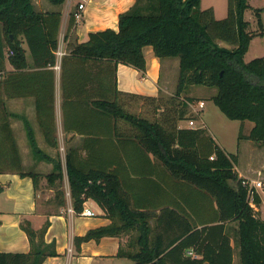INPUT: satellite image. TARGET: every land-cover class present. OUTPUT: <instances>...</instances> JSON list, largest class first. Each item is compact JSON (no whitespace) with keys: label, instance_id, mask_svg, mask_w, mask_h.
Wrapping results in <instances>:
<instances>
[{"label":"trees","instance_id":"obj_1","mask_svg":"<svg viewBox=\"0 0 264 264\" xmlns=\"http://www.w3.org/2000/svg\"><path fill=\"white\" fill-rule=\"evenodd\" d=\"M48 1L61 7L67 0ZM201 2L135 0L119 14L118 30L106 28L91 32L85 42H68L60 63L66 102H91L108 118L107 137L113 142L120 137L119 121L129 123L134 131L131 137L147 153L155 155L175 178L206 199L202 217L177 218L173 216L176 209L166 206L154 227L150 212L133 205L119 172L112 168L115 154L108 158L109 168H99L93 160L98 156L89 149L83 158L77 148L66 155L72 205L81 212L85 202L93 199L111 223L76 236V249L92 239L99 241L135 230L129 249L118 252L132 264H233L234 248H239L241 264H264V219L258 215L262 199L256 194V208L250 204L248 188L242 184L244 178L236 170L237 155L222 149L204 127L179 125L190 118L185 100H200L182 99V93L189 85H209L217 88L213 101L228 118L253 123L248 135L241 128L239 138L264 144V56L244 59L253 36L245 19L250 4L248 0H230L228 16L217 19L213 8L201 9ZM261 10L257 9L258 16ZM74 12H70L65 41L76 24ZM61 17L59 10H36L32 0H0V70L6 57L18 70L29 66L24 42L35 67L55 66ZM146 46H152L162 59L179 58L177 89L167 101L165 96L126 93L117 87L118 64L146 70ZM124 96L149 101L157 111L164 108L162 116L151 120L131 112L122 101ZM29 141L36 158L53 164L45 177L56 187L58 204L66 205L61 157L45 153L30 128ZM5 171L30 176L36 186L40 178L39 173L24 171L10 123L3 120L0 172ZM3 190L0 182V193ZM175 225L180 229L170 232ZM21 226L28 235L30 251H0V264H43L49 256L58 255L55 242L47 243L44 238L49 221L40 230L26 219ZM190 249L197 256L188 254Z\"/></svg>","mask_w":264,"mask_h":264},{"label":"crops","instance_id":"obj_2","mask_svg":"<svg viewBox=\"0 0 264 264\" xmlns=\"http://www.w3.org/2000/svg\"><path fill=\"white\" fill-rule=\"evenodd\" d=\"M80 1L85 3L83 18L76 21L68 40L65 41L70 12ZM32 2L38 11L62 12L59 47L66 51L68 42H85L91 32L106 28L118 30L119 14L128 10L135 0H67L65 2L67 6L65 4L57 6L54 10L48 0ZM23 46L27 49L29 66L18 70L6 57L3 62L4 68L0 70V121L6 120L10 123L24 171L39 173L40 178L36 186L30 176H21L13 171L0 172V182L4 185V190L0 193V251L29 252L31 245L27 233L21 226L22 222L25 219L29 220L35 230H40L49 221L44 238L47 243L55 242L58 255L49 256L43 264H132L128 258L118 256V252L122 248L129 249L132 236L137 234L135 230L120 236H105L99 241L92 239L83 242L80 248L76 249L74 244L76 236H83L90 229L108 225L111 219L93 199H88L85 206L95 212L94 216L67 212L68 206H73L71 197L67 199L66 205L58 204L56 187L50 185L45 177L52 171L53 164L34 156L29 141V128L38 146L45 153L61 157L66 191L70 192L66 172L67 153L77 151L78 148V152L84 158L90 149L98 156L93 160L99 168H109L108 158L110 154H115V160L111 163L112 168L119 172L125 190L132 196L133 205L150 212V222L154 227L158 215L166 206L176 209L177 213L173 216L177 218L180 216L192 220L202 217L206 201L203 193L189 189V186L175 178L155 155L147 153L138 141L131 137L134 131L126 121H119L118 140L115 142L109 140L106 124L108 118L105 114L96 110L91 102H71L70 99H68L70 102H66L64 99L61 66L57 68L61 60L58 59L55 66L35 67L25 42ZM144 54L146 57L144 72L130 65L118 64L116 68L118 89L126 93L152 97L172 95L176 88L173 81L176 78L179 61L156 56L152 46H146ZM186 96L204 99L191 92ZM133 100L132 97L125 96L122 99L127 109L133 107ZM144 104L141 102L140 109H145ZM162 111L163 108L158 112ZM190 111L193 112L191 108ZM161 116L158 113L155 119ZM189 119L180 121V127H190ZM197 123H204V128L211 135L204 120L197 119ZM252 127V122H242L243 134L248 135ZM213 139L215 140L214 137ZM257 143L258 145L248 144L250 153L259 152L263 148V143ZM260 153L264 154L263 151ZM236 170L240 177L259 180L264 174V156L257 162L252 158L245 170L236 164ZM42 182H45V188L42 187ZM258 191L264 208V191L261 188ZM161 225L164 226V222ZM178 229L180 227L175 225L170 228V232ZM192 253L193 249L188 250V254L197 256ZM235 259L234 248L233 264Z\"/></svg>","mask_w":264,"mask_h":264},{"label":"rangeland","instance_id":"obj_3","mask_svg":"<svg viewBox=\"0 0 264 264\" xmlns=\"http://www.w3.org/2000/svg\"><path fill=\"white\" fill-rule=\"evenodd\" d=\"M229 1L230 0H202L201 2V9L207 10L210 8L214 9L215 17L217 19H224L228 16V10H229ZM250 7L245 12V19L249 22L248 31L253 34L251 43L248 49V52L246 53V58L244 57L245 61H250L257 57L264 56V0H248ZM52 10L57 9L56 5L49 4ZM64 6V5H63ZM65 6L66 3H65ZM78 6L75 8H72V11H76ZM257 9H262L260 11V16L257 15ZM70 19V15H69ZM259 20L261 21V25L259 24ZM220 43L226 47H231L230 44L226 42L220 41ZM170 61H179V58H168ZM176 78L173 81V86L176 87L172 92L175 94L177 85H178V78H179V65L176 70ZM193 93L194 95H200L203 100H205V108L201 112V115L198 116L194 112L190 111V118H195L199 120H204L208 126L209 132L211 135L215 138L216 142L222 146L229 154H235L237 155V165L245 170L247 165H249L250 160L253 158L254 160L259 161L261 156H264V154H261L260 152L263 151L264 153V146L259 152L250 153L248 151V144L252 145H258L257 142L250 140V139H240L239 135L241 133V120H233L228 118L214 103L213 96L217 93V88L209 85H189V87L182 93L183 97L186 96L187 93ZM172 94V95H173ZM166 95V94H165ZM172 95L167 94L166 101L169 99ZM141 102H144L145 109H140ZM143 105V107H144ZM164 109V108H163ZM131 112H135L137 114H140L141 116L150 118L151 120L157 118L156 114L161 112H158L157 110H154V106L149 104V101H143V100H133V107H130L129 109ZM182 123V122H181ZM247 123H251L250 121H247ZM245 139V140H244ZM264 145V144H263ZM253 155V156H251ZM64 157V156H63ZM38 159V158H37ZM245 172V171H244ZM260 179L264 181V174L260 176ZM43 186L45 188V182H42ZM43 188V189H44ZM63 189L64 188V182H63ZM262 191H264V187L261 188ZM65 194L67 199L70 198V195L68 194V191L65 190ZM262 199V198H261ZM258 215L264 219V208L261 205L258 207ZM237 223H233L232 226L235 227ZM236 249V259L235 264H241L240 260V254H239V248Z\"/></svg>","mask_w":264,"mask_h":264},{"label":"built area","instance_id":"obj_4","mask_svg":"<svg viewBox=\"0 0 264 264\" xmlns=\"http://www.w3.org/2000/svg\"><path fill=\"white\" fill-rule=\"evenodd\" d=\"M77 9L76 11L74 12V16H75V19L76 21H80L82 20L83 18V11L85 9V3L83 1H80L77 5ZM13 53V52H11ZM57 57L59 60H61L62 56L65 54V51L62 50V48L59 47V49L57 50ZM60 67V65L58 64L57 65V68ZM189 107L192 109V111L197 114L198 116L200 115V112L205 108V100L203 99H200V100H195V101H187L185 100ZM198 119V118H197ZM197 119L195 118H190L188 123H189V126L190 127H193V128H201V127H204V123L202 124H199L197 123ZM214 157L212 156L211 159H213ZM244 179L242 180V184L248 188V194H249V201H250V204L256 208V205L254 203V199H255V195L256 194H259V191L258 189L264 187V181L261 180V179H252V178H245L243 177ZM68 194L70 195V192L68 191ZM67 212L69 213H75V209L73 206H68L67 208ZM82 215H86V216H94L95 215V212L90 208V207H87V206H84L83 210L81 212H78Z\"/></svg>","mask_w":264,"mask_h":264}]
</instances>
